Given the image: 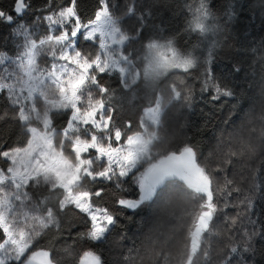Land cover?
Returning <instances> with one entry per match:
<instances>
[{
	"label": "snow or ice",
	"instance_id": "6c2138e0",
	"mask_svg": "<svg viewBox=\"0 0 264 264\" xmlns=\"http://www.w3.org/2000/svg\"><path fill=\"white\" fill-rule=\"evenodd\" d=\"M234 5L225 6V24L237 15ZM156 7L155 0H126L118 14L111 0H95L86 15L80 0H12L0 8V24L9 27L15 48H0V121L19 127L15 141L0 137V264H106L100 248L75 258L79 244L106 242L118 223L116 213L99 206L105 196L124 209L158 213L122 264H254L246 254L264 256V246L256 245L264 239V221L252 211L264 192V104L244 112L242 103L251 99L245 86L253 87L241 75L245 61L232 60L226 73H217L218 40L201 57L178 47L175 36H146ZM184 7L186 31L205 38L226 31L210 0ZM26 13L30 21L22 19ZM126 17L138 26L129 28ZM258 47L264 49V40ZM195 69L201 93L236 101L225 125L244 112L207 156L199 145H173L167 136L171 106L190 107L193 88L183 81L168 84L167 95L159 88L170 73L190 76ZM114 75L133 99L141 87L151 95L137 119H125L113 106ZM230 168L240 169L239 179L229 178ZM229 208L237 211L226 216L223 246L213 254L207 238L219 235L214 221ZM66 215L76 223H65ZM165 218L172 223L161 232ZM77 224L87 227L73 234ZM59 243L64 255L57 258Z\"/></svg>",
	"mask_w": 264,
	"mask_h": 264
},
{
	"label": "trees",
	"instance_id": "16d2710c",
	"mask_svg": "<svg viewBox=\"0 0 264 264\" xmlns=\"http://www.w3.org/2000/svg\"><path fill=\"white\" fill-rule=\"evenodd\" d=\"M32 2L37 5L41 0H32ZM125 2L126 0H111L118 14L123 13ZM187 2L189 0H155L157 7L154 9L153 17L147 21L148 28L145 35L151 34L157 38L175 36L178 47L194 51L201 57L206 56L210 41L212 39L218 40L221 46L216 49L214 64L216 72L224 74L230 68L232 60H244V71L241 75L246 73L248 82H251L253 87L248 89L245 86V91L251 99H245L242 108L244 112L250 108L259 111L261 104H264V100H261L260 97L261 90L264 89V79H261V73L264 72V59L258 58L264 57V49L258 47L264 40V0H235L234 6L237 15L227 24H225L226 17L223 16V13L229 0H210L211 8L220 17V23L225 24L226 31L216 37L209 34L206 38L198 33L185 30L186 22L190 18L187 9L184 7ZM11 4L12 0H0V8L2 9H8ZM80 6L84 14L91 15L95 8V0H80ZM22 19L30 21L31 13H26ZM124 23L129 28L138 26L134 17H126ZM11 41L9 27L0 24V48L14 52L15 48ZM131 47L139 49L140 45L135 43ZM254 47L258 49L255 53L251 51ZM253 60H256L254 66L251 64ZM199 71L200 69L193 70L190 76L174 71L162 79L159 88L163 90L165 95L168 94L167 85L173 82L179 84L180 81H183L186 86L193 88L194 98L190 107L183 102H175L171 106L168 116L165 118L167 136L173 145H180L183 142L197 144L203 155L207 156L217 146L222 134L223 138L227 140L228 133L239 126L244 112L235 116L231 123L225 125L224 121L228 118L232 105L236 101L230 98L212 101L211 92L201 93L200 84L195 78ZM105 79L109 78L105 77ZM109 82L113 88L117 89L116 96L112 101L113 106L120 110V114L125 119H137L142 109L147 106L151 95L141 87L133 99L130 93L119 89L118 78L115 75ZM18 135V126L12 125L9 121H0V137L7 138L8 142L11 143L17 139ZM239 171V168H230L228 171L229 178H232L235 173L239 179ZM244 175H247V169L244 170ZM125 187H129V185H125ZM131 188L133 191L137 190L135 185H131ZM128 198H132V196ZM179 199L182 201V195ZM233 199H235V194ZM99 206L108 207L116 213L118 223L107 235L106 242L95 244L83 242L79 244L76 250L78 254L75 258L78 260L79 255L88 248H100L106 264H122L123 257L128 255V249L139 246L149 229L157 223V210L153 207H142L136 210L124 209L114 204L112 198L108 196L101 198ZM236 211L237 209H225L224 213L215 219V231L219 235L207 238L213 248V254L223 246V236L226 233V216L234 215ZM252 211L254 218L264 221V192L257 195ZM64 221L65 223H76L71 215H66ZM171 223L166 218L160 220L161 232H165ZM86 227V224H77L73 229V234ZM256 245L258 248L264 246V239H257ZM54 246L57 249V258L63 256V243ZM246 259L250 262L254 261V264H264V256L261 255L246 254ZM212 264H216L215 259ZM233 264H235V260H233Z\"/></svg>",
	"mask_w": 264,
	"mask_h": 264
}]
</instances>
